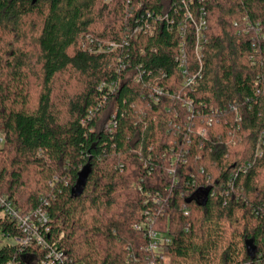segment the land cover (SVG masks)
<instances>
[{
  "label": "trees",
  "instance_id": "obj_1",
  "mask_svg": "<svg viewBox=\"0 0 264 264\" xmlns=\"http://www.w3.org/2000/svg\"><path fill=\"white\" fill-rule=\"evenodd\" d=\"M0 124V193L47 198L70 260L264 264V0H0ZM149 228L171 238L160 256ZM0 234H19L1 214Z\"/></svg>",
  "mask_w": 264,
  "mask_h": 264
},
{
  "label": "built area",
  "instance_id": "obj_2",
  "mask_svg": "<svg viewBox=\"0 0 264 264\" xmlns=\"http://www.w3.org/2000/svg\"><path fill=\"white\" fill-rule=\"evenodd\" d=\"M200 14L198 20H194L188 9L184 12V18L190 19L195 27V54L196 58L200 60L202 54L203 44L206 42L204 35V28H206V20L204 16ZM150 16V13H146ZM152 21L149 22L144 18L142 24L136 25L132 29V34L136 36L138 33L153 34L155 29V24L163 19L167 21H172L169 19L168 14L156 15V17L151 18ZM177 30L181 35L183 32L182 21L177 24ZM116 44L111 43V46ZM177 60V68L182 74V83L194 89L195 85L198 83V77L200 72L197 71V75L189 74L186 68V58L182 48H180ZM101 86H106L102 84ZM109 90L113 88V85L106 86ZM163 92L162 87H156L149 93V97L153 100L158 99V95ZM111 123L107 122V126ZM199 133L204 134V128H201ZM4 142L3 127L0 125V148ZM260 150L257 151L259 154ZM158 202V200H157ZM48 199L45 197L40 198V204L32 209L25 212L21 211L19 208L14 206L12 200L3 193H0V214L14 223L15 227L19 231L18 235H5L0 234V247L1 246H11L15 247L18 251V257L20 261L24 264H84L83 262H74L70 260L66 253L57 245V240L48 238L49 237V217L47 212ZM186 213V212H185ZM148 243L147 249L151 250L153 254H160L164 251L165 245L169 244L171 238L168 234L154 230L147 229ZM163 264H168L167 258L163 257ZM0 264H17L15 258L2 262Z\"/></svg>",
  "mask_w": 264,
  "mask_h": 264
},
{
  "label": "rangeland",
  "instance_id": "obj_3",
  "mask_svg": "<svg viewBox=\"0 0 264 264\" xmlns=\"http://www.w3.org/2000/svg\"><path fill=\"white\" fill-rule=\"evenodd\" d=\"M0 125H1V124H0ZM1 126H2V125H1ZM3 146H4V145H2L1 148H3ZM6 155H7L6 152H5L4 150L1 149V150H0V167H1V166H4V167H6V168L8 167V166H7V162H6V160H4V156H6Z\"/></svg>",
  "mask_w": 264,
  "mask_h": 264
}]
</instances>
